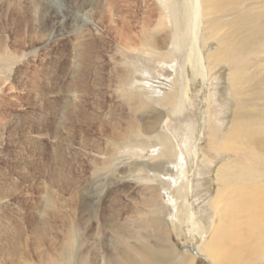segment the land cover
<instances>
[{"label":"rangeland","instance_id":"rangeland-1","mask_svg":"<svg viewBox=\"0 0 264 264\" xmlns=\"http://www.w3.org/2000/svg\"><path fill=\"white\" fill-rule=\"evenodd\" d=\"M137 12V17L133 18ZM164 12L157 0H0V238L3 244L11 242L16 236L15 231L22 233L23 238L28 235L26 241L29 242H32L36 232L43 234L44 231L46 243L72 240L75 249L81 245L83 252L88 250L94 240L93 219L90 209L82 210L80 196L84 202L96 206L106 202V215L113 212L116 218L122 220L131 215V206L136 198L134 190L124 188V192L109 195L116 188L112 181L115 179L114 162L117 161L114 160L108 168L98 170L93 164L98 158L103 160L97 155V150L114 151L115 159L123 164L132 161L125 153L127 143L116 144L114 138L118 131L130 135L139 116L146 120L154 117L155 107L163 113L165 121L156 127L157 133L163 131L166 125L171 132L193 129L195 136L192 139L198 141V147L205 148L208 126L201 127L200 137L199 116L202 114L200 101L206 95V86L196 95L191 85L194 104L179 116L141 95L138 88L146 80L149 81L143 79L141 72L134 74L133 82L127 87H119L116 79L117 71L131 66V63L128 64L129 57L146 48L145 45V48L141 47L147 40V34L145 32L140 39L136 34L138 28L128 32L124 27V33L118 36L115 26L120 28L126 21L133 26L141 24L145 29L157 31L156 35L161 40L169 29ZM38 14H42L41 21ZM248 14L253 17L236 36L240 38L246 29L247 35L260 36L254 45L256 55L249 57L251 67L246 73L253 80L245 85L252 90L257 87L262 97L264 0H244L239 7L228 4L201 17L197 33L205 39V44L199 43L200 55L206 64L207 55L214 54L219 48V37L234 28L232 20ZM215 19L222 22L212 27L210 22ZM89 41L95 42L93 53L96 54L84 59V62L88 60L87 65L81 63L86 74L81 70L77 56ZM159 46L162 48L154 56L159 61L153 65V72L159 76L157 81H164L168 77V69L161 61L171 57V48H164L163 41L159 42ZM152 53L138 54L147 65ZM177 58L180 67L185 70L187 63L182 57ZM209 68V102L214 116L209 121L215 123L218 118L217 126L221 131H227L234 114L241 109V99L238 94L232 93L229 81L232 68L227 63ZM179 74L177 68V73L172 75L177 78L178 88L182 83ZM84 78L85 83L82 81ZM130 119L133 122L127 123ZM262 124V121H257L247 126L258 139L264 135ZM240 139L247 147L245 150L253 147L254 144L245 137ZM263 146L264 142L256 150L260 149L264 154ZM230 157H234L233 154L219 152L210 163L202 161L201 154L193 157L189 167V193L191 210L195 213L208 206L214 196L216 167ZM260 158L262 164L256 165L258 170L264 168V155ZM134 174L131 173L130 177ZM70 226L74 227L72 233L69 232ZM190 236L184 242L176 241L175 235H170L169 239L179 249L199 258V262L208 264L209 261L198 251L195 240ZM8 247L5 245V249ZM2 260L4 264H15L7 256Z\"/></svg>","mask_w":264,"mask_h":264},{"label":"bare ground","instance_id":"bare-ground-1","mask_svg":"<svg viewBox=\"0 0 264 264\" xmlns=\"http://www.w3.org/2000/svg\"><path fill=\"white\" fill-rule=\"evenodd\" d=\"M243 1L157 0L160 8L165 11L164 18L169 27V32L167 30L165 34L163 33L164 37L161 40L156 35L157 31L145 29L140 23L139 26H133L126 21L125 24L122 22L120 28L115 26V33L118 36L124 33V27L128 32L138 28L136 34L140 39L146 32L147 40L143 41L141 47L145 45L146 48L137 51L140 55L153 52L147 65L138 53L129 57L128 64L131 63V66H125L116 72L119 87L130 85L134 74L141 72L143 79L149 80L138 88L141 95L146 96L156 105L165 107L173 115L179 116L184 115L194 104L191 85L196 95L203 91L205 86L207 87L206 95L200 101L202 114L199 116L200 137L201 127L208 126L206 146L198 147V141L192 139V136H195L193 129L187 132H171L166 125L163 131L157 133L156 127L164 124L165 121H163V113L156 107L154 117L151 119L146 120L139 116L134 121L130 135L118 131L113 141L119 145L127 143L128 149L125 153L128 155V160H133L123 164L115 159L114 151L107 153L108 150H95L103 160L100 161L98 158L93 164L98 170L108 168L114 160L117 161L114 162L115 179L112 181L116 188L112 189L109 195L124 192V188L134 190L132 192L136 198L134 205L131 204L132 214L129 216L126 214L128 217L123 220L116 218L113 212L106 215V202L96 206L91 202H84L80 196L83 202L82 210L90 209L93 219L94 240L91 246L87 247L88 250L83 252L81 245L75 249L76 245L72 240L64 242L63 239V243H55L49 239L51 243H46L43 230V234L40 232L33 234L32 242L26 241L28 235L23 238L22 233L17 234L15 231L16 236L10 240L11 242L6 241L3 244L0 238V264H4L2 258L5 256L11 261L14 260L15 264H204L186 250L179 249L169 239L170 235H175L176 241L181 242L191 235L198 251L209 261L208 264H264V168L258 170L256 166L261 163L260 157L264 155L260 149V151L256 150L263 144L264 135L258 139L247 127L248 123L257 121H262L264 126V95L261 97L257 87L252 90L245 85L253 80V77L246 73L250 66L249 57L256 55L257 50L254 45L260 36L247 35V29L240 38L236 36L248 25L247 21L253 17L252 14L233 19L231 26L234 28L219 37L218 50L214 54L207 55L205 64L199 49V43L205 44V39L197 33L201 17L217 12L228 4L239 7ZM137 15L138 12L133 18ZM39 19L42 20V14ZM221 22V19H215L210 25L215 27ZM160 41H163L164 48H171V57L161 61L168 69L166 72L168 77L164 81H157L159 76L153 72V65L159 61L154 56L158 55L156 51L162 48L159 46ZM83 46V50H80L77 56L80 67L89 63L88 60L87 63L84 62V59L96 54L93 53L95 42L89 41ZM178 56L187 63L185 70L180 67ZM223 62L232 68L229 75L232 93L238 94L241 99V109L239 108L234 114L233 122L227 131H221L217 126L218 118L215 117V123L209 121L214 117L209 102V67ZM81 68L85 72L84 67ZM177 68L180 71L179 78L182 80L180 88L177 86V78L172 76L177 73ZM102 78L104 80V77ZM82 81L85 83V78ZM256 100L262 103L259 104ZM131 122L132 119L127 123ZM218 135L221 137L217 138ZM240 137H245L252 145L254 144L253 147L245 150L247 147L240 142ZM191 147L192 152H190ZM219 152H228L234 157H230L216 167L214 196L209 200L207 207L195 213L190 206L189 167L195 155L201 154L202 161L210 163ZM131 173L135 174L130 177ZM39 228L43 229V227ZM73 231L74 227L70 226L69 232ZM5 245L9 247L5 249Z\"/></svg>","mask_w":264,"mask_h":264}]
</instances>
